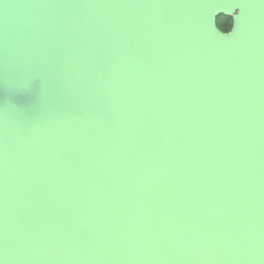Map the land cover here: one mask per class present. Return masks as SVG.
Here are the masks:
<instances>
[{"label":"water","instance_id":"95a60500","mask_svg":"<svg viewBox=\"0 0 264 264\" xmlns=\"http://www.w3.org/2000/svg\"><path fill=\"white\" fill-rule=\"evenodd\" d=\"M239 8L264 16V0H0L3 83L53 68L41 110L0 113L11 264H264V38L217 26Z\"/></svg>","mask_w":264,"mask_h":264},{"label":"rangeland","instance_id":"374dc122","mask_svg":"<svg viewBox=\"0 0 264 264\" xmlns=\"http://www.w3.org/2000/svg\"><path fill=\"white\" fill-rule=\"evenodd\" d=\"M222 16H229L232 19L231 28L226 31V33L243 31L251 37L264 38V16L255 15L247 17L242 15L241 13L236 14V12L231 16L221 15L220 17ZM9 53L10 52L8 51L7 53H0L1 65L8 64ZM29 66V69L27 67L24 69V72L26 74L24 73L22 79L24 81L26 80V84L24 83V85L22 86H20L19 83H3V79L5 80V82H9L12 80L9 71H6L4 76L0 74V113L2 111L6 112L5 115H7L9 118H13V115H11L9 112L12 106L14 108H19L23 111V113L25 112L29 114H36L38 110H41L40 104L36 103V99L38 100L40 98V84L43 81L45 84H47V82L52 77L53 68L46 67L44 66V64L38 61L31 62ZM8 102H15L16 104H8ZM106 104H108V102L104 100L105 107ZM70 128L71 129L69 130L78 133L77 129L75 127H72V125H70ZM0 264H11V262L6 255L0 253Z\"/></svg>","mask_w":264,"mask_h":264},{"label":"crops","instance_id":"0c3cea01","mask_svg":"<svg viewBox=\"0 0 264 264\" xmlns=\"http://www.w3.org/2000/svg\"><path fill=\"white\" fill-rule=\"evenodd\" d=\"M75 1H77L78 3H86L89 0H75ZM6 69H7L6 65H1L0 64V71L1 72H4ZM99 109H100L99 111L97 109H94L91 112H88L84 116L86 118V120H89L91 118L89 120L90 123H92L94 121H98V119L100 117H102V115L104 114V110L102 108H99ZM77 122H80L81 125H84V123L81 121V119H78ZM40 125L41 124L39 122V119L38 120L37 119H34L32 121V123H28L27 121H25L24 123H22V126H21L22 129H21V131L23 133H27L26 140H25V143H26L27 146H30L31 147V146H36L38 144V142H37V136H38V133H39V130H40ZM85 126H87V124H85Z\"/></svg>","mask_w":264,"mask_h":264},{"label":"trees","instance_id":"16d2710c","mask_svg":"<svg viewBox=\"0 0 264 264\" xmlns=\"http://www.w3.org/2000/svg\"><path fill=\"white\" fill-rule=\"evenodd\" d=\"M232 19L229 16H222L217 18V26L221 31H228L231 28Z\"/></svg>","mask_w":264,"mask_h":264},{"label":"clouds","instance_id":"9594fccd","mask_svg":"<svg viewBox=\"0 0 264 264\" xmlns=\"http://www.w3.org/2000/svg\"><path fill=\"white\" fill-rule=\"evenodd\" d=\"M239 12H240V9H237V10H236V14H238Z\"/></svg>","mask_w":264,"mask_h":264},{"label":"snow or ice","instance_id":"6c2138e0","mask_svg":"<svg viewBox=\"0 0 264 264\" xmlns=\"http://www.w3.org/2000/svg\"><path fill=\"white\" fill-rule=\"evenodd\" d=\"M239 9H240V8H239ZM239 13H240V12H239ZM239 13H238V14H239Z\"/></svg>","mask_w":264,"mask_h":264}]
</instances>
